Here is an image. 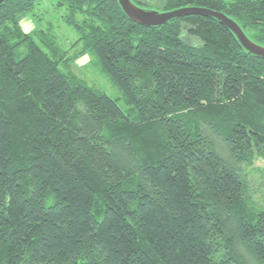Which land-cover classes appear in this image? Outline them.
Segmentation results:
<instances>
[{
  "label": "trees",
  "instance_id": "1",
  "mask_svg": "<svg viewBox=\"0 0 264 264\" xmlns=\"http://www.w3.org/2000/svg\"><path fill=\"white\" fill-rule=\"evenodd\" d=\"M131 1L264 46V0ZM44 2L0 6V264H264V58L119 0L53 2L65 47ZM84 55L120 97L74 73Z\"/></svg>",
  "mask_w": 264,
  "mask_h": 264
},
{
  "label": "rangeland",
  "instance_id": "2",
  "mask_svg": "<svg viewBox=\"0 0 264 264\" xmlns=\"http://www.w3.org/2000/svg\"><path fill=\"white\" fill-rule=\"evenodd\" d=\"M53 2L56 3V0H45L43 7L39 10V13L42 14L44 18L43 20L45 22H52L53 24H55L57 35L61 40L60 42L65 45V47H69L78 38V34L73 30V28L65 25V23L60 19V17H62L64 14V9L59 12H55ZM143 9L154 11L160 10L158 7H144ZM43 24V21L41 23H36V21L31 15L25 17L21 22V25L26 32H30L33 29L39 27V25ZM187 34V32H184V37H186ZM92 60L94 61L91 55H84L80 57L73 66L74 73L78 77L86 81L88 85L103 90L109 96L113 98L120 97L121 94L118 89L112 84L110 79L100 71L99 67L95 64V62L92 63ZM262 164L263 163L259 161L257 165ZM260 190H262L261 194H263L264 185H262ZM260 202H262V208L264 209V198H262Z\"/></svg>",
  "mask_w": 264,
  "mask_h": 264
},
{
  "label": "water",
  "instance_id": "3",
  "mask_svg": "<svg viewBox=\"0 0 264 264\" xmlns=\"http://www.w3.org/2000/svg\"><path fill=\"white\" fill-rule=\"evenodd\" d=\"M5 1L7 0H0V6ZM119 4L124 13L133 22L147 27L162 26L176 18L191 15H200L215 18L235 35L241 46L247 52L255 56L264 58V46L254 43L250 38H248V36L234 20H232L222 12L201 7H186L169 12H160L154 10H145L134 4L131 0H119Z\"/></svg>",
  "mask_w": 264,
  "mask_h": 264
}]
</instances>
